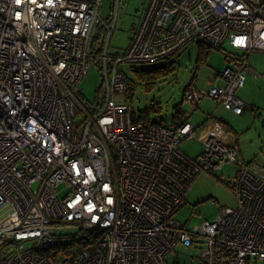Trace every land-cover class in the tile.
<instances>
[{"label":"built area","instance_id":"built-area-1","mask_svg":"<svg viewBox=\"0 0 264 264\" xmlns=\"http://www.w3.org/2000/svg\"><path fill=\"white\" fill-rule=\"evenodd\" d=\"M120 1L108 22L102 0H0V264H164L179 245L200 247L206 264L264 263V169L220 121H189L204 97L246 112L237 94L264 51V0H150L128 50L111 56ZM191 43L229 44L224 84L192 82V111L171 122L140 117L123 66L160 64ZM94 65L101 95L89 108L79 84ZM200 131L190 158L181 144ZM226 165L238 205L188 229L176 215L191 186Z\"/></svg>","mask_w":264,"mask_h":264},{"label":"rangeland","instance_id":"rangeland-1","mask_svg":"<svg viewBox=\"0 0 264 264\" xmlns=\"http://www.w3.org/2000/svg\"><path fill=\"white\" fill-rule=\"evenodd\" d=\"M102 1V16L110 22L115 15L117 0ZM149 2L150 0L120 1L117 26L110 41L111 56L123 54L128 50ZM225 50L233 52L228 43L224 44L223 50L212 48L208 62L198 66V43L189 44L174 57L160 63V65L174 63V71L171 75L158 80L151 90L145 83L139 81L134 70L157 64L124 65L123 69L130 77L133 87L132 94H127L128 102L138 113L154 106L149 115L158 121L171 122L177 106L191 112L193 106L183 103L185 90L194 81L201 90H209L214 85H223L224 82L216 78L219 72L228 66ZM249 62L253 73L247 74L246 84L237 94L247 106L248 110L244 115H237L213 99L204 97L189 121L197 127L206 124V121L212 117L220 121L236 139L241 158L264 169V51L252 52ZM101 86L102 72L94 65L79 84V92L83 91V99L89 108H93L95 101L101 95ZM83 118V115H79L77 120L82 121ZM201 135L200 131L197 138L183 142L181 151L190 158H197L203 150L199 139ZM236 172L235 165H226L216 174H200L191 186L186 197L187 203L178 212L176 219L188 229L194 230L205 221H216L223 208H235L238 201L232 190V180ZM65 233L75 236L76 242H79L83 236L77 229H67ZM68 241L64 239V243ZM164 264H206V261L203 259L200 247L179 245L166 257Z\"/></svg>","mask_w":264,"mask_h":264},{"label":"trees","instance_id":"trees-1","mask_svg":"<svg viewBox=\"0 0 264 264\" xmlns=\"http://www.w3.org/2000/svg\"><path fill=\"white\" fill-rule=\"evenodd\" d=\"M211 46L203 44V43H198V58H197V64L198 66L203 64V63H207L208 59L210 57L211 51H212ZM223 50V49H220ZM178 54V53H177ZM176 54V55H177ZM174 57V56H173ZM172 58V57H171ZM174 71V63L171 64H157L156 66H149V67H145V68H141V69H136L134 70V72L136 73L139 81H141V83H145L147 88L149 90L153 89L156 85V82L162 78H165L169 75H171ZM133 92V87H131L130 84V90L129 93L132 94ZM154 109V106H152L150 109H146L144 111H141L140 113V117L143 118H148L150 111ZM181 112L179 110V107H176V112L174 114V117H179Z\"/></svg>","mask_w":264,"mask_h":264},{"label":"crops","instance_id":"crops-1","mask_svg":"<svg viewBox=\"0 0 264 264\" xmlns=\"http://www.w3.org/2000/svg\"><path fill=\"white\" fill-rule=\"evenodd\" d=\"M247 110H248V109H247ZM247 110H246V111H247ZM245 113H246V112H245ZM245 113H244V114H245ZM244 114H243V115H244ZM213 116H214V115H213ZM203 125H204V124H203ZM228 140H229L230 143H233V144H236V145H237V141H236V139H235L233 136H230V138H229Z\"/></svg>","mask_w":264,"mask_h":264}]
</instances>
